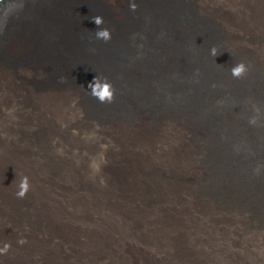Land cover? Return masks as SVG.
<instances>
[{
	"label": "bare ground",
	"instance_id": "1",
	"mask_svg": "<svg viewBox=\"0 0 264 264\" xmlns=\"http://www.w3.org/2000/svg\"><path fill=\"white\" fill-rule=\"evenodd\" d=\"M134 3L0 4V264H264V0Z\"/></svg>",
	"mask_w": 264,
	"mask_h": 264
},
{
	"label": "clouds",
	"instance_id": "2",
	"mask_svg": "<svg viewBox=\"0 0 264 264\" xmlns=\"http://www.w3.org/2000/svg\"><path fill=\"white\" fill-rule=\"evenodd\" d=\"M24 8V0H19L18 3H16L14 6L12 5H6V12H5V25L7 23V18L12 14L13 11L19 12L22 11ZM129 9L130 11H135L136 4L134 3V0H129ZM94 24L97 26V30L94 32L95 39L97 41H103L104 43H107L111 39L110 30L106 27H102L104 25V20L101 16H94L91 18ZM3 28H0V34H2ZM221 51H218L217 48L213 47L210 49V55L215 58L217 55L220 54ZM248 71L247 66L244 62H239L235 65H233L230 68V74L235 79H240L244 75H246ZM61 82H64V79L61 78ZM83 87V86H82ZM86 90H88V94L95 98L99 103L101 104H110L113 102L114 99V91L112 84L110 81L107 80L106 77H100L96 75L91 82L88 83ZM256 111H259L257 109ZM250 124L256 123V118L253 117L249 120ZM29 190V183L27 180V177H23L18 185V191L16 192L17 198H24ZM20 244L26 243V240L21 239L18 241ZM3 252L7 251V245L3 250H0Z\"/></svg>",
	"mask_w": 264,
	"mask_h": 264
},
{
	"label": "water",
	"instance_id": "3",
	"mask_svg": "<svg viewBox=\"0 0 264 264\" xmlns=\"http://www.w3.org/2000/svg\"><path fill=\"white\" fill-rule=\"evenodd\" d=\"M8 1H11V0H0V4L3 3V5H6L9 3ZM13 1H15V0H13ZM16 1H19V0H16ZM28 1H35V0H28ZM0 7H1V5H0ZM2 19H3V11L0 9V28H2V25H1ZM37 42H39V41H37ZM36 60L39 61L38 59H36ZM144 72H147V71H144Z\"/></svg>",
	"mask_w": 264,
	"mask_h": 264
}]
</instances>
